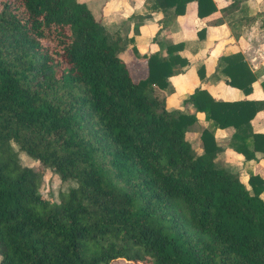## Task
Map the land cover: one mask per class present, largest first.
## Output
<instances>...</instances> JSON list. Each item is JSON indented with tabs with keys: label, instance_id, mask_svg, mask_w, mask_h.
<instances>
[{
	"label": "trees",
	"instance_id": "16d2710c",
	"mask_svg": "<svg viewBox=\"0 0 264 264\" xmlns=\"http://www.w3.org/2000/svg\"><path fill=\"white\" fill-rule=\"evenodd\" d=\"M187 1L144 0L131 12L135 33L159 13L141 54L84 1L0 0V264H264V131L251 126L264 100L216 99L195 85L182 97L193 110L165 106L168 76L206 35L202 26L192 41L156 38ZM194 1L198 17L235 38L264 29V5ZM129 45L146 67L136 79L120 56ZM196 73L205 78L203 63ZM212 76L247 94L255 72L233 51L217 56ZM196 112L207 121L198 152L185 137ZM228 125L246 184L215 163L213 131ZM11 142L75 184L57 201L42 196L41 171Z\"/></svg>",
	"mask_w": 264,
	"mask_h": 264
},
{
	"label": "crops",
	"instance_id": "0c3cea01",
	"mask_svg": "<svg viewBox=\"0 0 264 264\" xmlns=\"http://www.w3.org/2000/svg\"><path fill=\"white\" fill-rule=\"evenodd\" d=\"M227 1L228 0H214L215 3L219 2L218 6L223 5ZM143 2L144 0H101L97 5L104 8V10L105 8L107 9V11H104L103 16L110 13H118L119 11L124 14L123 11H125L126 17L124 20H121V22L110 20L109 22H111V24L108 26L106 24L107 20H105L104 17L101 18V21L109 29L117 28L121 35H133V44L137 52L147 54L149 50L153 49V43L150 41V36L157 28V24L154 21L158 18L159 13L157 11H151L150 16L140 19L137 25L138 32H133V25L136 24L138 20H136L135 17H130V14L136 9L140 10ZM248 5L252 10L261 9L264 5V0H248ZM254 6L255 8H253ZM217 15H219V11L213 13L212 16ZM151 16L155 28L151 30L150 34H146V18L149 19ZM121 23L126 24L125 29L122 27ZM202 26L206 27L205 38L195 51H190L188 49L184 50V53L188 58V64L182 67L181 71L168 76L167 80L171 83L169 86H171L173 90L169 93L166 92L165 100L178 95L182 96V93L191 92L195 85L205 88L216 99L235 100L250 98L264 100V86L261 84V81L264 80V29L260 28L257 23H253L250 27L245 29L242 35L235 38L224 22L219 24H209L205 18L198 17L196 15V3L194 0H190L185 4L184 14L182 16H177L168 25L161 28L157 33L156 38L170 39L172 42L181 40L192 41L195 38V31ZM130 46L131 45H129V47ZM233 51H239L250 69L255 72V79L251 84V91L247 94H244L236 87L226 84L221 77L217 78L212 76L217 56L222 53ZM140 60L142 62L140 74L133 79L144 76L146 73L143 59ZM199 63L204 64L205 78L202 80L198 78L195 71V67ZM131 76L133 77L132 74ZM180 100L182 103V99ZM185 106L188 107V111L193 110L190 104H186ZM196 116L197 120L189 125V127L193 128L191 131L195 133L198 127L201 130L207 122L203 119L202 113L196 112ZM251 126L255 131H264V110L259 109L255 113L254 117L251 119ZM232 131L233 127L231 125L216 127L213 131L215 143L221 147V150L218 152L221 153V162L219 163L227 171H232L235 174L243 173L246 175V170L240 157L235 156L227 147ZM199 132L197 133L198 137ZM186 133L187 131L185 132V137ZM198 151H200V149ZM255 156L257 157V162L260 165H263L264 153L256 151ZM263 193L264 190L260 194L261 197Z\"/></svg>",
	"mask_w": 264,
	"mask_h": 264
},
{
	"label": "rangeland",
	"instance_id": "374dc122",
	"mask_svg": "<svg viewBox=\"0 0 264 264\" xmlns=\"http://www.w3.org/2000/svg\"><path fill=\"white\" fill-rule=\"evenodd\" d=\"M85 3H87L89 5V7L91 8V10L93 11V13L95 14V17L100 19L104 17L105 20H107V25L109 26L111 24V22H109L110 20L114 21V22H121V20H124V18L126 17V12L123 11L124 14L120 13V11L117 13H110L108 15H104V11L107 9L102 8L100 6L97 5L98 2H100L101 0H82ZM217 6L219 5V2L216 3ZM255 8V6L253 7ZM107 16V17H105ZM147 20V24L145 25V33L146 34H150L151 30H153V28H155V25L153 24V18L152 16ZM138 20V19H137ZM155 22V21H154ZM122 27L125 29L126 24L121 23ZM121 58L125 61L128 70H129V74L133 75V78H135L138 74H140V69L142 68V62L140 59H138L133 51L131 50V48L129 46L126 47L125 50H123L120 53ZM198 65V64H197ZM196 65V67H197ZM196 67H195V71H196ZM132 77V76H131ZM168 81V80H167ZM170 81H168V85L165 89L166 92H171L172 87L169 86ZM181 83V82H179ZM173 86V85H172ZM185 93H182L181 95H178L176 97H172L170 99H166L165 100V106L167 108H178L180 110H187L188 111V107L183 105L181 103V100L183 95ZM195 129V128H194ZM191 130H193L192 127H188L187 133H186V139L191 143L192 147L194 149H196V151H198L200 149V139L198 137V132H199V127L195 132H192ZM12 147L17 151V157L18 160L21 164L26 165V166H30L33 169L39 170L42 173V177H41V183L39 186V192L42 194V196L45 197H51L52 199H54L55 201H57L58 197L57 194L60 191L66 190L68 187L73 186L75 184V182L71 179H65L62 180L59 178L58 174L51 168H49L48 166L43 165L42 162L38 161L36 158L29 156L28 154H26L24 151L18 149V146L14 143L11 142ZM219 162H221V153H218L217 158H215V163L218 165ZM235 171V170H234ZM232 172V171H231ZM234 173V172H233ZM238 174V175H237ZM236 175L238 176V178L244 182V184H246L245 182V178L246 175L241 173H237ZM262 198L264 200V193L262 194ZM112 264H139V263H133V262H129L126 260H123L121 258L115 260Z\"/></svg>",
	"mask_w": 264,
	"mask_h": 264
}]
</instances>
